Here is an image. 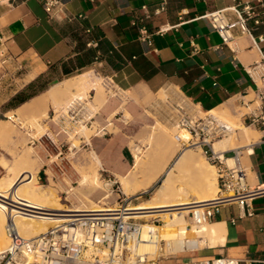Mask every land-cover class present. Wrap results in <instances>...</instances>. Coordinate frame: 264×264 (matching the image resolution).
I'll use <instances>...</instances> for the list:
<instances>
[{
	"label": "crops",
	"instance_id": "crops-1",
	"mask_svg": "<svg viewBox=\"0 0 264 264\" xmlns=\"http://www.w3.org/2000/svg\"><path fill=\"white\" fill-rule=\"evenodd\" d=\"M245 2L255 3L257 9V16L248 22L251 34L224 45L202 17ZM161 8L164 10L157 12ZM143 29L153 35L154 49L141 41ZM160 29L166 30L159 33ZM259 37H264V0H60L51 14L40 0H0V57L4 63L25 68V76L33 77L31 81L51 71L59 72L60 80L46 91L75 77L95 76L132 94L128 99L134 118L130 127L104 132L91 140L109 178L105 181L117 187L118 199L147 198L161 176L143 188L147 177L167 168L180 155L163 133H154L156 120H144L140 104L164 93L174 109L183 103L197 113L224 107L232 112L252 106L256 109L260 81L249 71L264 57V43L258 44ZM248 101L252 103L246 105ZM114 108L113 104L104 108L101 132L106 130ZM255 131L256 139L237 148L242 149L241 162L250 174V184L264 188L263 134ZM149 140H156L158 155L144 156L143 167L134 176L136 156L130 144L145 153ZM228 149L231 156L235 148ZM4 157L0 151V159ZM41 171L39 168L35 174ZM6 172L0 165V180L7 177ZM251 206L255 213L252 218L241 217L243 212L236 205L223 207L208 223L221 226L223 242L181 258L224 256L238 259L240 264H264V197Z\"/></svg>",
	"mask_w": 264,
	"mask_h": 264
},
{
	"label": "built area",
	"instance_id": "built-area-1",
	"mask_svg": "<svg viewBox=\"0 0 264 264\" xmlns=\"http://www.w3.org/2000/svg\"><path fill=\"white\" fill-rule=\"evenodd\" d=\"M40 1L48 14L60 5V0ZM261 2L262 0H257V3ZM163 10L161 8L157 12ZM256 16L255 3L245 2L207 13L202 18L219 35L223 44L228 45L238 36L251 34L248 22ZM165 30L160 29L158 32L163 33ZM152 37L147 30H142L141 41L148 49H154ZM257 42L264 43V37H259ZM249 73L259 77L256 99L260 104L256 109L243 114L242 118L244 123L262 132L264 141V57L260 63L251 67ZM110 83L113 85L111 81ZM114 90L118 94L123 93L116 87ZM248 103L252 102L248 101L246 105ZM172 109L177 129L174 138L181 150L201 149L205 159L216 171L217 194L209 201L193 204L194 207L187 214L192 223H189L188 229L208 224L223 207L230 205H236L243 212L241 217L252 218L255 213L251 204L264 197V188L250 184L248 170L241 163L242 149H232L231 156L230 149L217 152L213 150L215 141L222 140L233 132L231 125L212 112L197 113L189 106ZM183 132L189 135L188 139L183 137ZM131 199L122 197L118 199L116 206L69 216L65 221L31 239L19 233L10 217L6 224L9 245L6 248L0 247V264H165L166 261H174L170 264H240L238 259L224 256L195 260L181 258L176 252V240L158 243L153 230L146 237V224L160 227L164 222L161 217L147 219L130 210ZM19 212L30 213L25 209H19ZM235 222L232 219V223ZM180 244L185 252L199 250V243L195 240L186 239L185 243ZM145 246H153L155 250H144Z\"/></svg>",
	"mask_w": 264,
	"mask_h": 264
},
{
	"label": "rangeland",
	"instance_id": "rangeland-1",
	"mask_svg": "<svg viewBox=\"0 0 264 264\" xmlns=\"http://www.w3.org/2000/svg\"><path fill=\"white\" fill-rule=\"evenodd\" d=\"M25 72V68L17 67L12 63H4L0 57V127L1 130L2 128L3 130L8 129L15 135L13 141H8V144L15 146L20 151L22 157L19 159V161L21 163L19 161L18 162L19 164L23 163V165H25L20 166L24 170H28L35 175L34 186L42 194L48 197V199H54L53 201L56 202L58 208L65 210H75L92 209L93 207L103 208L116 206L118 204V198L116 197V186L114 185L111 187L110 182L105 181V178H109L106 177V173L103 171L97 149L92 146L91 140L95 138V136L98 138L101 137L104 135V132L116 133L122 129L130 127L132 122H134L132 113L128 108L130 104L128 99L132 97V94H118L114 90L115 86L112 85L109 80L94 76L88 78V84L86 86L87 88H76L75 93H82V95L85 96V99L80 102L77 101L76 104L70 105L69 108L71 109L67 108L68 105L66 106V104H69L68 99L71 100L75 96L73 92H71L72 94L66 93L67 95H64L65 97H63V99L67 97L65 99L66 102L61 100V102H63L61 105L59 100L55 101L58 102V106L56 105L57 103L48 101L47 104H43L41 107L39 106L41 109L38 107L36 112H31L32 108L29 110V107H25L24 103H30L33 98L39 96L45 91L38 93L33 97L32 95H34L44 86H47L52 82L56 83L61 77L59 76V72L51 71L50 73L46 74L34 87H30L35 81H31L30 77L25 76ZM93 80L95 82H93ZM96 82L97 84L95 85L94 83ZM93 87L96 89L92 90ZM97 87L100 91L97 89ZM101 89L104 91H101ZM78 91L80 92L78 93ZM98 92H101V94L103 92L106 93L104 95L102 94L104 97L101 98V95H99ZM98 96L101 98V102ZM97 97L99 102L96 100ZM24 100L26 101L23 102ZM53 104H55V106ZM110 104H113L115 108L113 109L112 114L108 116L106 123L108 126L106 130L101 132L103 127L101 124V114L103 113L104 108ZM95 105L97 108H95ZM92 106L94 107L92 108ZM182 106H189L192 108V106L188 105L187 103H183ZM23 107L27 108L26 110L28 111H24ZM254 107L255 106H252L250 109L243 108L241 110H237L236 112H232L228 108L224 107L214 111L213 114L230 124L232 128L236 125L239 126L241 123L242 125L240 124V126L249 127L255 131L254 128L250 127L247 123H244L242 118L243 114L253 110ZM45 108L47 110H45L47 113V118L43 116ZM140 111L142 117H144V120L145 118L156 120V126L153 130L154 133H163L165 139L169 140L171 146L177 151H180V154L185 150L191 149L192 152L195 153L196 157H198L202 162L208 164L201 149L187 148L181 150L180 145L176 142L174 138L175 134L177 133V129L174 125L175 114L173 109L169 107V104L166 100V95L164 93H160L151 99L144 100L140 104ZM10 116H12V118ZM35 116L39 118L40 125L43 127L44 132H35V129L27 124V122ZM83 127L87 128L82 129ZM81 130V133H83L86 138H81L78 135V131ZM34 133H37L38 135L33 139L31 135ZM81 133L80 135H82ZM183 135L187 136V133L183 132ZM257 136L258 134H253L245 137L242 134V130H234L225 138L229 142V148H237L243 146L245 143H249L253 139H256ZM97 137L95 139H98ZM147 144L149 149L146 150L145 153L139 149L136 150L134 145L132 143L130 144L136 156V168L133 174L134 176L138 170L142 169L144 164V156L149 157L152 153L155 157L158 155V152L156 151V140H149ZM74 145L77 148H75ZM139 152L141 153L140 155ZM6 158L0 159V165L6 168L7 179H3V182L0 180V183H4V181L14 177V174L8 172V169L14 165L16 159L8 158L10 160L8 161ZM22 158L27 159L26 161L28 163L24 160L22 162ZM173 163L174 161L164 169L165 172L162 173L158 183L149 192L148 197L140 200H135L136 197H134L131 199L130 206L134 207L140 204H145L151 200ZM241 163L246 167L243 161ZM189 167L190 166H188L187 169L183 168L181 171L177 169L173 170L171 175L172 187L174 190L180 189L183 192L175 197H169L168 199L166 198V201L180 199L184 197L183 194H185L187 191L189 192V197L192 196L191 198L196 200L193 198V196L196 195V191L200 189L196 190V178ZM39 168H41L42 171L37 176L35 172ZM210 168L214 171L216 177L215 169L212 167ZM160 171L161 170H156L152 172L147 177V181L152 180ZM9 175L11 177H9ZM249 175L250 174L248 172V178ZM95 177L98 181H92V183L97 182L98 184L96 183V185L91 184L90 181ZM249 181H251L250 178ZM121 182L125 181L122 180ZM124 186L127 187L126 182ZM112 190H115L114 193H112ZM126 191L128 193V190ZM216 194L217 189L214 194H208L206 199H212L216 196ZM37 222L44 232L55 225L43 220H37ZM190 224L192 225L191 221ZM192 229H194V227H192ZM22 236L27 238L25 235ZM192 236L194 235L190 233L188 238L197 242L199 241L198 238ZM174 244L176 246L177 255L189 257L195 255L200 249L206 247V245L201 246L199 243V250L185 252L182 251V245L177 240L174 242ZM1 245L2 244L0 243V246ZM167 253H169V251H167ZM173 262L174 261H166L165 264H170Z\"/></svg>",
	"mask_w": 264,
	"mask_h": 264
},
{
	"label": "bare ground",
	"instance_id": "bare-ground-1",
	"mask_svg": "<svg viewBox=\"0 0 264 264\" xmlns=\"http://www.w3.org/2000/svg\"><path fill=\"white\" fill-rule=\"evenodd\" d=\"M32 78L33 77H30V79ZM88 78L89 77L87 76H82V77H75L70 80H67L61 86L57 85V86L51 87L44 94L33 98V100L30 103H24V105L25 107L26 106L29 107V110L30 108H32L31 112H36L39 106L41 107L43 104L44 105L47 104L48 101L55 102L59 100L60 105H61L63 103L61 102V100L65 101V99L67 98L66 97L65 99H63V97H65L64 95L71 93L70 91H72V89L74 88L76 89L78 87H81V88L86 87L88 84ZM93 82L95 81L93 80ZM94 84L96 85L97 82ZM103 89H101V91ZM79 92L80 91H78V93ZM98 93L99 95H101L100 97L102 98L104 97L102 96V94L104 95L106 92L105 93L103 92L102 94L101 92H98ZM74 94L75 96L71 100L68 99L69 104H66V106L68 105L67 108H69L70 105L72 104H76L77 101L80 102L85 99V96L82 95V93H79V94L74 93ZM98 97L96 98V100H98ZM101 98H100V102H101ZM97 102H99V100ZM55 103H57L56 105L58 106V102H55ZM53 105L55 106V104ZM96 105H95V108H97ZM25 107H23V110L28 111L26 110L27 108ZM93 107L94 106H92V108ZM45 110L46 108L44 109L43 116L47 118V113L45 112ZM10 117L12 118V116ZM27 124H29L30 127H33L35 129V132H39V133L44 132L43 127L40 125L39 118L36 116L33 117L30 121H28ZM240 124L239 126L238 125L234 126L232 128L233 131L242 130V134L245 137L253 135V134L255 135L257 134L256 131L250 129L249 127L240 126ZM84 128H87V127H83L82 129ZM81 132L82 130L78 131V135L81 138H86ZM80 133L82 135H80ZM37 135H38L37 133H34L31 136L34 139ZM183 137L185 139H188L189 135L187 134V136H183ZM14 138H15V135L13 134L12 131H9L8 129L3 130V128L1 130V127H0V151L4 154L5 156L4 158L7 157L11 159H16L14 165L8 169V172H11V174H14V177L11 179L9 178V180L4 181V183H0V243L2 244L0 247L3 246V248H6L9 245V240H8V237L6 236L5 231H6V224L10 217L13 219L19 233L21 235H25L28 239H31L44 232V230L40 228L37 220L47 221L49 223H53L56 225L60 222L65 221L67 217L72 216V215H77L80 212L99 211L101 209L97 207H93L92 209H75V210H72V209L65 210V209L58 208L56 205V202L53 201L54 199L53 200L48 199V197L42 194L34 186L35 185V175L29 172L28 170H24L21 167L23 163L19 164L20 162L19 159L22 157L20 151L15 146L8 144V141L12 142ZM75 148L77 147L75 146ZM228 148H229V142L228 140H226V138L215 141L213 143V150L216 152L229 150ZM23 160L26 161L27 159L22 158V162ZM186 165L190 166L189 168L192 170V173L196 178L197 186L195 184V187H198V189H200L197 191L195 190L196 195H194L193 198H195L196 200L192 199L191 198L192 196L189 197V192L187 191L185 192V194H183L184 197L180 199L166 201L165 200L166 198L168 199L169 197H175L183 192L180 189L174 190V188L172 187V176L171 175L174 169L181 171V169H183ZM210 167L215 169L210 163L206 164L205 162H202L198 157H196L195 153L192 152L191 149L185 150L176 158V160L174 161L170 169L167 171L165 178L163 179L159 188H157V191L153 195L151 200H149L145 204H140V205L130 208V210L136 211V213L144 215L147 219H152V218H157V217H161L163 219L165 223L164 226L158 227V226H153L150 224L145 225L144 232H145L146 237L149 231L153 230L155 234L154 236L155 240L158 243L161 241L169 242L173 240H178L180 243H185V240L189 239L188 235L190 233L194 235L192 237L199 239L198 243H200L201 246L206 245L209 247H214V246L220 245L223 242L224 232L221 229V226L204 224L200 227H194V229L192 230H189L187 227L190 223V220L187 214H188L189 209L194 207L193 204L209 201L210 199H206V196L210 193L214 194V192H216L217 181L215 179L216 178L215 173ZM163 170L164 169H162L159 173H157V175L152 180L147 181L143 185V188L146 187L147 185H150L153 181L158 179L159 176H161ZM94 179L90 181H91V184L96 185L97 182L92 183V181H98V180L96 177ZM121 183L122 185H125V182H121ZM4 189H7V190H4ZM8 205H12V206H8ZM19 209L21 210L25 209L27 212H30V213L22 214L21 212H19ZM55 212H63V213H55ZM44 215H50V217H46ZM143 248L144 250H149V251L155 250V247L153 246H145Z\"/></svg>",
	"mask_w": 264,
	"mask_h": 264
},
{
	"label": "trees",
	"instance_id": "trees-1",
	"mask_svg": "<svg viewBox=\"0 0 264 264\" xmlns=\"http://www.w3.org/2000/svg\"><path fill=\"white\" fill-rule=\"evenodd\" d=\"M68 73H69L68 71L65 72V74H68ZM43 77L44 76L36 79L35 82L31 84L30 87H34ZM52 84H54V83L52 82V83L48 84L47 86H44L42 89L38 90L34 95H32V97L37 95L38 93H42V92L46 91ZM26 100H24L23 102H25Z\"/></svg>",
	"mask_w": 264,
	"mask_h": 264
}]
</instances>
